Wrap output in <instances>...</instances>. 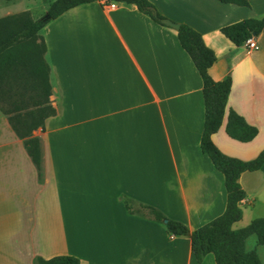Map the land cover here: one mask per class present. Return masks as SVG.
<instances>
[{
  "label": "crops",
  "instance_id": "obj_1",
  "mask_svg": "<svg viewBox=\"0 0 264 264\" xmlns=\"http://www.w3.org/2000/svg\"><path fill=\"white\" fill-rule=\"evenodd\" d=\"M43 0H0V19H37ZM50 0L46 5V10ZM164 17L201 34L216 59L215 81L231 86L225 115L211 141L225 155L253 159L264 148V25L249 52L220 28L264 15V0L248 6L218 0H148ZM38 13V12H37ZM46 13V11H45ZM43 31V33H42ZM50 66L55 115L33 131L41 144V174L0 113V264L72 255L79 264L198 263L186 236L127 212L123 198L148 204L190 230L225 208L224 178L200 150L204 106L201 78L175 30L134 4L99 1L75 6L40 31ZM233 109L255 126L248 142L225 132ZM241 218L233 229L264 217V162L244 171ZM262 264L264 244L246 237Z\"/></svg>",
  "mask_w": 264,
  "mask_h": 264
},
{
  "label": "trees",
  "instance_id": "obj_2",
  "mask_svg": "<svg viewBox=\"0 0 264 264\" xmlns=\"http://www.w3.org/2000/svg\"><path fill=\"white\" fill-rule=\"evenodd\" d=\"M93 1L134 4L155 23L167 27L151 15L148 7L154 6L148 0H53L46 13L35 20H24L19 16L0 19V98L5 92L18 98L2 114L6 115L11 128L22 140L39 177L42 151L40 140L33 136V131L38 128L43 130L45 119L56 113L49 99L52 94L50 66L45 56L46 46L39 31L68 9ZM218 1L240 6L249 4L248 0ZM157 15L164 17L158 11ZM263 25L264 15L225 25L220 28V32L234 45H241L250 36L258 35ZM175 34L201 78L204 119L199 146L201 152L209 157L213 166L223 175L225 208L220 215L190 230L184 223L168 218L151 205L134 204L123 198L124 207L129 213L164 224L171 235L188 237L192 254L198 263L206 254L211 253L215 264H261L254 250L245 249L244 241L249 235L255 234L257 243L264 244V217L252 219L246 226L238 229H233L232 224L241 218L239 204L245 198V191L238 178L244 171H255L261 167L264 162V148L253 159L241 160L225 155L211 141V134L220 127L225 115L231 79L227 77L215 81L211 78L208 68L214 63L216 56L205 45L198 31L180 23ZM225 132L232 139L248 142L257 135L258 130L233 109H228ZM33 264H79V259L67 254L47 259L35 256Z\"/></svg>",
  "mask_w": 264,
  "mask_h": 264
},
{
  "label": "rangeland",
  "instance_id": "obj_3",
  "mask_svg": "<svg viewBox=\"0 0 264 264\" xmlns=\"http://www.w3.org/2000/svg\"><path fill=\"white\" fill-rule=\"evenodd\" d=\"M49 1L50 0L39 1L38 5H36V10L33 11L34 15L39 14V15H35L36 18H39L45 14L46 5ZM42 33H43V31H42ZM3 88H5V86ZM17 99L18 98H16L15 96L8 94L6 92H5V94H2V98H0V113H3V112H5V110H8L11 107V104ZM51 105L53 106V104H51ZM262 264H264V257H263Z\"/></svg>",
  "mask_w": 264,
  "mask_h": 264
},
{
  "label": "water",
  "instance_id": "obj_4",
  "mask_svg": "<svg viewBox=\"0 0 264 264\" xmlns=\"http://www.w3.org/2000/svg\"><path fill=\"white\" fill-rule=\"evenodd\" d=\"M148 10L150 11L151 15L156 18L161 24L170 27L174 30H177L180 26L179 22H175L170 20L169 18L166 17H158L157 15V10L153 7H148ZM164 223L166 222V220L163 221Z\"/></svg>",
  "mask_w": 264,
  "mask_h": 264
},
{
  "label": "built area",
  "instance_id": "obj_5",
  "mask_svg": "<svg viewBox=\"0 0 264 264\" xmlns=\"http://www.w3.org/2000/svg\"><path fill=\"white\" fill-rule=\"evenodd\" d=\"M102 3V6L105 7V8H109V9H113L115 7V2H104V1H101ZM245 45L247 47V50L249 52H253V51H256L258 49V44L257 42L255 41V36L252 35L250 36L249 38L246 39L245 41Z\"/></svg>",
  "mask_w": 264,
  "mask_h": 264
}]
</instances>
